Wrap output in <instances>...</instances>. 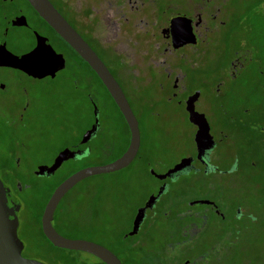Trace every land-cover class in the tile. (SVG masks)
Masks as SVG:
<instances>
[{
    "label": "flooded vegetation",
    "instance_id": "obj_1",
    "mask_svg": "<svg viewBox=\"0 0 264 264\" xmlns=\"http://www.w3.org/2000/svg\"><path fill=\"white\" fill-rule=\"evenodd\" d=\"M49 1L104 63L137 121L139 147L125 168L141 162L158 181L154 192L134 208L124 234L137 209L162 188L152 207L145 210L138 232L123 234V238L136 236L133 242L140 244L139 251L144 245L167 243L172 264H264V111L228 107L229 95L238 86L244 88L242 77L253 59L264 76V59L254 56L258 48L253 43L257 35L264 37V0ZM64 89L72 93L71 100L75 97L84 104L82 115L88 116V122L49 162L37 163L28 172L51 177L65 162L76 164L48 193L38 219L41 233V215L55 187L87 167L89 164L79 163L93 150L108 158L107 163L119 157L129 145L130 130L90 65L30 2L0 0V134L26 133L30 120L42 113L47 94L52 96L55 91L62 96ZM96 90L103 93L102 105ZM188 105L198 116L190 117ZM171 108L183 110L192 146L163 172H156L142 156L143 143L154 133L149 121L165 117ZM73 114L77 117L78 110ZM200 115L208 132L197 141L198 124L204 129ZM92 126L94 131L82 141ZM4 143L0 138V180L19 202L20 210L18 195L29 187L21 183L19 175L27 164V147L15 137L7 143L9 147L4 148ZM64 148L75 151L74 157L51 174H38V166L50 165ZM115 150L121 151L112 157ZM183 159L188 161L182 168L164 179L156 177ZM191 176L199 181L201 197L180 200L178 207L173 206L172 199L164 197L169 195L171 183ZM74 186L53 213L52 225L61 235V204ZM159 222L164 225L162 230L157 228ZM175 250L179 253H173Z\"/></svg>",
    "mask_w": 264,
    "mask_h": 264
},
{
    "label": "rangeland",
    "instance_id": "obj_2",
    "mask_svg": "<svg viewBox=\"0 0 264 264\" xmlns=\"http://www.w3.org/2000/svg\"><path fill=\"white\" fill-rule=\"evenodd\" d=\"M253 43L258 48L254 56L264 59V37L257 35ZM226 57L231 58L232 55ZM256 63L253 59L243 74L242 79L246 80L244 88L238 86L236 91L229 95L228 107L232 110L246 106L252 111H264V76L258 73ZM62 91V96L52 91L53 98L47 94L42 113L30 120L26 133L0 134V138L5 141L4 148L9 147L7 143L12 137L23 141L27 147V164L19 170V175L21 183L28 184L29 187L18 195L21 209L17 214V236L23 245L21 252L45 264H100L99 260L89 253L54 247L39 229V214L48 193L54 183L76 167V164L65 162L51 177L34 176L28 172L37 163L49 162L58 148L64 143L74 141L88 122V116L82 115L86 110L84 104L75 97L71 100V92L66 93L65 89ZM95 97L102 105L104 96L101 90L95 91ZM56 99L61 101L55 102ZM76 110L79 114L74 117L73 112ZM166 114L155 122L149 121V125L154 127V133L148 134L143 143L142 156L151 161V168L156 172H163L175 158L190 151L192 146L191 129L184 120L183 110L171 108ZM71 128L73 133H69ZM120 151H113L112 157ZM107 159L93 150L90 157L83 159L79 166L99 165L107 163ZM24 171L27 173L24 174ZM157 184L158 181L148 174L147 166L141 162H133L127 168L116 172L90 176L75 185L64 198L61 204V222L57 227L67 238L99 242L123 257L125 242L119 240V243L118 236L129 227L134 208L154 192ZM199 193V181H195L191 176L171 183L169 195L164 197L172 199V205L178 207L180 200L193 201L201 197ZM160 205L162 200L159 201ZM89 206L92 208L91 212ZM195 209H200L199 205H196ZM173 253L179 251L175 250ZM181 254H178L179 258ZM170 255L172 256V253Z\"/></svg>",
    "mask_w": 264,
    "mask_h": 264
},
{
    "label": "water",
    "instance_id": "obj_3",
    "mask_svg": "<svg viewBox=\"0 0 264 264\" xmlns=\"http://www.w3.org/2000/svg\"><path fill=\"white\" fill-rule=\"evenodd\" d=\"M28 1L38 12V14L42 18H44L54 28V30H56V32H58L62 36V38L79 53L84 61H86L90 65V67L102 81V83L116 102L130 130L129 145L119 157L105 164L92 165L81 168L68 176L55 187L50 197L48 198L41 215L40 222L42 233L54 247L70 251H82L89 253L104 264H123L115 253H113L109 248L97 242L85 239L67 238L61 235L53 227L52 219L54 210L59 200L77 182L86 177L107 174L121 170L132 161L137 152L140 141L137 121L126 101V98L120 86L113 78L109 70L106 68L104 63L101 61L98 55L87 45L82 37L66 22L64 17L55 9L50 1ZM187 110L190 111V117L195 118L196 116H198L197 113L193 110L192 106L189 107L188 105ZM202 118L204 120V129L202 128L201 124H198L199 130L196 135L197 141L199 136H202L203 134L208 132V124L203 116ZM94 129V126H92L91 129L87 130L83 135L82 141H85L87 136H89L94 131ZM74 155L75 151L64 148L55 156L53 162L50 165H39L38 174L44 172L46 174L53 173L64 160L72 158L74 157ZM186 160L188 161V159H183L174 168L168 170L164 174H157L156 177L158 179H164L165 177L170 175L171 172L182 168ZM151 173L154 174L152 170ZM161 191L162 188L159 189L157 195H150L145 204L137 209V212L135 213L132 221L131 228L127 233L124 234V237L135 235L138 232L140 223L145 214V210L152 207L154 201L161 193ZM19 208V202L15 200L9 189L6 188L0 180V264H45L39 260L24 257L21 254L23 245L21 240L17 236V214Z\"/></svg>",
    "mask_w": 264,
    "mask_h": 264
},
{
    "label": "trees",
    "instance_id": "obj_4",
    "mask_svg": "<svg viewBox=\"0 0 264 264\" xmlns=\"http://www.w3.org/2000/svg\"><path fill=\"white\" fill-rule=\"evenodd\" d=\"M133 214L131 215V218H132ZM159 217H160V215H159ZM131 218H130V220H131ZM163 227H164V225L161 222H159L157 228H160L162 230ZM124 232L125 231H122L119 234L117 240L119 243H120V241H122L123 243L125 242V255L123 257H121L115 251L112 250V252H114L125 264H145V263L146 264H168L170 262V253L171 252L168 248L167 243H163V244L160 243L159 245L154 244L152 247H148L147 245H144L146 248L144 249V248L140 247L141 250L139 251V245L140 244L136 243L134 245L135 242H133L137 237L135 236V237L123 238ZM97 243H99V242H97ZM99 244H101V243H99ZM101 245H103V244H101ZM105 247H107V246H105ZM107 248H109V247H107ZM64 250H66V249H64ZM99 262H100V264H104L100 260H99Z\"/></svg>",
    "mask_w": 264,
    "mask_h": 264
}]
</instances>
